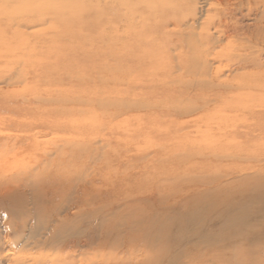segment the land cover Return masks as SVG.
Segmentation results:
<instances>
[{"label":"rangeland","instance_id":"obj_1","mask_svg":"<svg viewBox=\"0 0 264 264\" xmlns=\"http://www.w3.org/2000/svg\"><path fill=\"white\" fill-rule=\"evenodd\" d=\"M42 1L0 0V144L15 139L18 145L58 146L56 150L70 144L74 155L54 161L55 150L53 156L26 165L0 158V199L27 194L29 185L57 188L44 176L47 180L41 183L38 177L25 175L28 167L36 174L46 166L47 175L53 167H67L64 177L75 183L74 191L84 200L94 197L96 204L100 190L121 179L128 177L132 188L136 181L160 186L171 176L176 192L171 218L187 212L189 206L179 203L183 193L191 198L196 192L202 208L210 203L220 206L214 212L204 209L206 218L191 215L182 229L177 223L171 237L176 240L182 232L186 236L176 240L161 264H172V258L173 264H180L177 258L187 248L202 257L195 264H264V95L242 94L238 81L240 74L252 69L220 67L212 92L181 88L180 80L187 78L173 65L166 83L161 75L145 74L136 84L138 73L127 78L122 73L126 63L108 55L112 33L107 0H75L87 10L92 7V13L83 17L48 3L54 25L50 21L28 30L18 27L20 14L40 7ZM110 71L124 80H110ZM114 100L123 106H112ZM185 105L191 109L181 115L173 110ZM166 203L156 205V212H169ZM5 217L1 209L0 237L11 241L2 224ZM161 244L156 242L157 247ZM17 255L27 262L56 257L53 251L30 248L16 249Z\"/></svg>","mask_w":264,"mask_h":264},{"label":"bare ground","instance_id":"obj_2","mask_svg":"<svg viewBox=\"0 0 264 264\" xmlns=\"http://www.w3.org/2000/svg\"><path fill=\"white\" fill-rule=\"evenodd\" d=\"M41 3L38 8L22 12L20 19L15 21L17 26L28 30L31 26L47 22L54 25L55 17L52 18L49 4L75 16L78 13L83 17L87 11L92 13V7L87 10L83 2L77 5L75 0H43ZM5 5L3 2L2 6ZM106 9L112 33L108 39V55L126 63L122 73L127 78L131 72L138 73L134 83L140 84L145 74L161 75L166 83L169 65H173L180 68L181 74L187 78L180 80L181 88L189 91L195 86L212 92L220 67L246 72L252 69L238 76L239 89L242 94L264 95V0H107ZM214 64L217 65L216 71L208 74ZM116 72L108 73V78L124 80L125 77ZM125 94L124 107L128 104ZM115 101H110L112 106H123ZM189 109L191 107L186 105L173 108L178 115ZM60 146L61 149L56 150L58 146L18 145L13 139L0 144V158L21 160L26 165V161H40L53 156L55 150L54 161L74 155V145ZM45 167H39L36 173L39 175L33 174L31 167L25 168V175L38 177L40 182L48 179L57 188L48 189L47 184L29 185L27 194L0 199V210L6 214L2 224L13 238L9 241L8 236L3 240L0 237V264H161L177 244L176 240L185 235L182 232L176 240L171 237L177 223L182 229L192 219L191 215L206 218L204 209L214 212L220 206L210 203L202 208L199 196L194 197L196 192L191 198L183 193L179 203L189 207L184 214L173 216L176 218L173 220L171 213L176 204V192L171 189L173 184L169 175L166 186L163 185L165 182L161 183L164 188L156 186L154 181L149 184L136 181L129 188V178L121 179L114 184L116 188L112 185L109 189L100 190V202L96 204L94 197L84 200L81 192L74 191L75 183L64 177L69 174L67 167L58 170L53 167L48 171L49 175ZM55 177L60 180L55 181ZM163 203L169 205V212L157 213L156 205ZM159 240L162 244L157 247ZM6 248H10L8 252H5ZM23 248L46 249L56 253V257L50 260L37 257L32 262L16 259V249ZM193 253L192 248H187L177 258L181 260L177 261L195 264L202 257L193 256ZM175 262L176 259L172 258V264Z\"/></svg>","mask_w":264,"mask_h":264}]
</instances>
